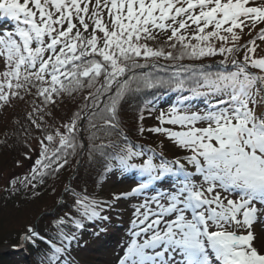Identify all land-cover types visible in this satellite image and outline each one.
<instances>
[{
	"label": "snow or ice",
	"instance_id": "1",
	"mask_svg": "<svg viewBox=\"0 0 264 264\" xmlns=\"http://www.w3.org/2000/svg\"><path fill=\"white\" fill-rule=\"evenodd\" d=\"M0 17L12 24L0 33V109L31 97L21 128L25 146L29 138L39 146L29 171L9 177L3 189L9 196L23 189L37 198L39 187L87 154L105 173H134L137 186L122 195L144 197L117 264H264V227L253 231L264 224V57L254 56L256 40L264 41V3L0 0ZM244 28L259 30L240 45L236 29ZM218 54L219 67L194 63ZM153 90L177 94L156 117L160 126L147 129L184 152L172 160L132 145L122 128L129 98ZM78 95L62 124L45 120L54 118L58 102ZM199 100L203 108L194 103ZM152 104L142 102L140 121ZM64 196L72 197L71 212L41 213L39 220L53 217L43 233L29 224L21 236L23 243L47 246L41 264H73L77 234L70 229L108 219L106 202L86 189L65 184L61 207Z\"/></svg>",
	"mask_w": 264,
	"mask_h": 264
},
{
	"label": "trees",
	"instance_id": "2",
	"mask_svg": "<svg viewBox=\"0 0 264 264\" xmlns=\"http://www.w3.org/2000/svg\"><path fill=\"white\" fill-rule=\"evenodd\" d=\"M2 19V18H0ZM1 21V20H0ZM12 28L11 22L3 21L0 24V32L10 30ZM251 37V36H250ZM249 36H241L239 40L240 45H245L249 41ZM228 46H231L230 44ZM242 49L236 54L238 59H243L244 51ZM222 55H216L215 57L205 58L201 61H195L194 63L203 64H216L219 67V61L223 60ZM233 59L232 55L228 56V63L231 64ZM188 63V61H185ZM2 69L4 68L3 62ZM160 63H166L161 60ZM251 71L257 72L256 69ZM31 97H25V101L16 100L13 105L4 109H0V182L3 179L4 173L12 172L17 169V161L25 162L27 158L24 153L30 155V147L32 143L38 144L32 138H29L25 146L24 134L21 125L27 127V120L25 116L31 111ZM145 99H150L153 104L150 109L143 111L144 119L139 120L141 115L140 107ZM177 99L175 92L149 91L139 94L138 96L129 98V102L124 105V110L121 112L122 128L126 132L128 141L132 145L143 146L147 152L149 149L154 150L158 156H162L165 159L172 160L177 156L184 155V152L178 148L172 141L168 140L163 134L152 133L147 131L150 127L160 126L157 116L161 111L167 112L170 105L174 104ZM80 103V97L77 96L76 100L66 98L64 103L58 102V108L53 113V119L45 117V120L49 124L55 123L60 125L63 120L67 119L75 107ZM199 107L203 108L204 104L202 100L194 101ZM63 117V120L61 119ZM19 121V123H17ZM169 127V125H164ZM143 127L145 131L141 134L139 128ZM5 133L9 138L5 141ZM33 136L39 137V133L35 130L32 133ZM85 141L87 142V133H85ZM37 153L39 146L37 147ZM139 150V149H135ZM140 162V161H136ZM159 163V160H156ZM75 177L74 179L72 177ZM136 179L134 173H123L118 169H113L110 172L105 173L103 166L99 162L89 163L88 156L85 154L79 166L75 159L71 164L61 171L59 177L56 179H49L45 185L39 187L37 191L39 196L37 198H31L32 193L23 189L14 196H9V193L0 189V264H39L37 261H42L43 253L47 250V246L40 241L36 242V246L26 243L25 249L20 251H14L20 243L21 236L26 230L29 224H38L43 233L44 224L53 219V217L45 215L43 220H39L41 213H47L48 211H55L57 215H63L65 212H71V205L73 203L71 196L63 197V206L58 205V201L61 200L62 193L64 191L65 184L71 183L77 191L86 189L87 193L98 199L105 201L103 205L102 215L109 217L108 213H111L112 205L106 200V191L108 188L120 185L123 181L131 182ZM55 189V191H53ZM31 198V199H30ZM75 215V213H73ZM101 221L105 231L109 230L106 224L107 220ZM99 225L97 221L88 222L84 221L82 229L77 230L71 228L70 231H74L77 234V240L73 241L71 247V254L75 253L82 246H86L92 239L91 233H97L95 226ZM10 247L8 252H4L3 249ZM41 264V263H40Z\"/></svg>",
	"mask_w": 264,
	"mask_h": 264
},
{
	"label": "rangeland",
	"instance_id": "3",
	"mask_svg": "<svg viewBox=\"0 0 264 264\" xmlns=\"http://www.w3.org/2000/svg\"><path fill=\"white\" fill-rule=\"evenodd\" d=\"M256 3H264V0H256ZM260 27H264L261 25ZM259 28L249 32L248 28H244L243 33H240L239 29H236V32L241 36H251L248 40H252L256 37ZM258 45L254 56L256 58L264 57V41L259 39L256 40ZM2 69V63L0 61V71ZM259 70H257L258 72ZM169 127H172L169 125ZM37 145L32 143L30 150V157L25 162H20L16 170L12 172L4 173L3 179L0 182V189L3 190L4 186L7 184L9 177L11 176H23L25 175L35 160L37 156ZM133 187L130 184H125L123 181L120 185L108 188L106 191V200L109 203H112L111 213H108L109 217L107 219V225L109 230L105 231L104 226L99 222L97 228L99 229L97 234L93 238V242L90 241L86 246H82L75 253L71 254L73 264H96L102 261H111L113 257L116 256L117 250L122 249L123 245L129 240L125 241L126 236L130 237V230L132 221L134 219V210L135 207L140 205L143 202L144 197L142 196H130L126 197L122 194L128 193ZM153 195L151 193H145V196ZM119 196V199L115 197ZM96 227V226H95ZM254 232L259 233V224L256 223L253 226ZM92 243V244H91ZM10 247H5L4 252H8ZM39 264L41 261H37Z\"/></svg>",
	"mask_w": 264,
	"mask_h": 264
},
{
	"label": "bare ground",
	"instance_id": "4",
	"mask_svg": "<svg viewBox=\"0 0 264 264\" xmlns=\"http://www.w3.org/2000/svg\"><path fill=\"white\" fill-rule=\"evenodd\" d=\"M257 223L259 224V231H260V229L262 227H264V224H261L260 222H257ZM253 231H254V228H253ZM254 233H256V232H254ZM128 239H129L128 236H126L125 241H127ZM117 251L118 252H117L116 256L113 257L111 261H102V262L96 263V264H117L119 256L122 255V249L119 248Z\"/></svg>",
	"mask_w": 264,
	"mask_h": 264
}]
</instances>
